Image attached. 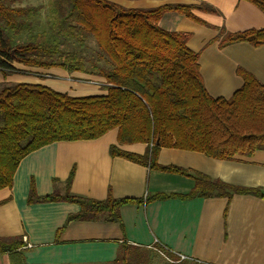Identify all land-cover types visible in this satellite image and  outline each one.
Segmentation results:
<instances>
[{
    "label": "trees",
    "instance_id": "trees-1",
    "mask_svg": "<svg viewBox=\"0 0 264 264\" xmlns=\"http://www.w3.org/2000/svg\"><path fill=\"white\" fill-rule=\"evenodd\" d=\"M19 1L22 0H0V70L5 75L22 73L15 67L18 64L91 74L105 80L106 94L72 97L44 85L0 86V190L12 187L18 167L32 152L58 142L97 140L117 130V144L110 148L113 157L192 177L195 186L189 197H264L262 189L233 186L158 162L164 148L201 153L222 161L252 157L264 150V84L240 69L242 87L230 99L212 97L200 71V53L188 46L192 34L160 26L164 15L174 12L211 27L194 11L214 12L213 9L205 4L128 9L109 0H49L50 31L16 43L40 11L13 7ZM242 1L264 12V0ZM8 29L13 36L7 34ZM218 31L221 49L237 43L264 46V28L236 33ZM90 38L99 51V59L91 62V69L80 53L61 50L63 40L82 45ZM134 144L147 145L146 153L138 155L120 148ZM71 180L72 175L63 194L54 192L38 198L33 189L30 192V202L67 201L80 205V212L68 217L58 236L73 221L119 222L122 206L140 203L137 199H116L111 194L105 201L77 197L69 192ZM19 248V240L0 238V254L14 253ZM119 251L108 264H149L143 253L148 257L154 250L122 244ZM12 256V264H24L20 254Z\"/></svg>",
    "mask_w": 264,
    "mask_h": 264
},
{
    "label": "crops",
    "instance_id": "crops-1",
    "mask_svg": "<svg viewBox=\"0 0 264 264\" xmlns=\"http://www.w3.org/2000/svg\"><path fill=\"white\" fill-rule=\"evenodd\" d=\"M109 1L128 9L205 4L214 12L195 10L194 14L211 27L174 12L165 14L160 26L167 31L192 34L188 46L200 53V71L209 94L230 99L243 85L240 69L264 84V46L237 43L221 49L217 40L219 29L236 33L264 28V12L251 3ZM15 67L22 73L6 77L0 72V84L11 79L14 84L44 85L72 97L71 90L81 89L73 83L80 80L106 86L102 78L70 74L64 69H33L18 64ZM103 94L106 92L91 95ZM117 135V130H112L97 140L58 142L34 151L22 160L12 187L0 190V238L19 240L20 248L14 253L24 258V264H108L114 261L122 244L150 249L156 243L197 264H264V197H189L195 186L192 177L113 157L110 148L117 144ZM120 148L138 155L147 151L144 144ZM158 162L264 192V150L252 157L236 156L222 161L201 153L164 148ZM71 175L69 192L74 196L105 201L111 194L116 199H137L140 203L122 206L119 222L73 221L58 236L68 217L80 212V205L67 201L30 202V192L33 189L38 198L54 192L63 194ZM14 253L0 254V264H12Z\"/></svg>",
    "mask_w": 264,
    "mask_h": 264
},
{
    "label": "rangeland",
    "instance_id": "rangeland-1",
    "mask_svg": "<svg viewBox=\"0 0 264 264\" xmlns=\"http://www.w3.org/2000/svg\"><path fill=\"white\" fill-rule=\"evenodd\" d=\"M48 2L49 0H22L17 2L13 7L15 8H40L39 13L36 15V17L32 18L30 20V26L29 29L20 37L17 38L16 43H21L22 41L27 40L30 35L36 34V33H40V32H49L50 31V22H49V18H48ZM4 28H6V26H4ZM7 34L8 35H12V30L8 29L7 30ZM61 50L63 51H76L78 53H80V55L84 56L87 59V67L91 69V62H97L99 59V51H98V47L95 43V41L93 39H88L85 44H80V42L78 41H62L61 42ZM94 60V61H93ZM101 63V62H100ZM103 64V62L101 63ZM105 65V63H104ZM0 72L4 75V76H8L5 75L1 70ZM80 74H85V73H80ZM87 75H91V74H87ZM94 77H98L95 75H92ZM77 77V76H75ZM91 78V77H88ZM100 78V77H99ZM86 79V78H84ZM50 80H54V79H50ZM83 80V79H82ZM79 81V80H77ZM10 82V83H9ZM9 83V84H8ZM8 83H2L0 84V86H5V85H12L15 82L11 79H8ZM75 85H80L81 89H75V90H71V95H73V97H80V96H85V95H91V94H95V93H102L105 91L104 88L97 86L95 84H87L84 83L80 80V82H75L73 83ZM106 92V91H105ZM153 251V253H151L148 257L145 253L144 257H146V259L148 260L149 264H176V263H182L185 262V264H192V261L190 260H183V261H176L173 258L169 257L168 253L174 255L175 257H178L177 259H181L179 258V256L177 254H173L170 251H168L167 249L164 248L163 245L156 243L154 247L150 248ZM120 250V246L118 248V252L116 257L119 254ZM168 252V253H167ZM116 259V258H115ZM114 259V260H115ZM187 262V263H186Z\"/></svg>",
    "mask_w": 264,
    "mask_h": 264
},
{
    "label": "built area",
    "instance_id": "built-area-1",
    "mask_svg": "<svg viewBox=\"0 0 264 264\" xmlns=\"http://www.w3.org/2000/svg\"><path fill=\"white\" fill-rule=\"evenodd\" d=\"M164 248L165 249H167L168 251H170L168 248H166L165 246H164ZM171 252V251H170ZM172 253V252H171ZM179 256V258H181V259H179L180 261H183V260H189L187 257H185V256H183V255H178ZM180 261H178V262H180Z\"/></svg>",
    "mask_w": 264,
    "mask_h": 264
}]
</instances>
